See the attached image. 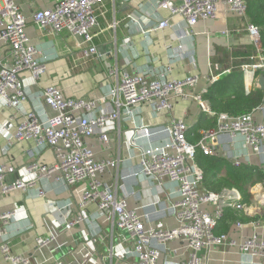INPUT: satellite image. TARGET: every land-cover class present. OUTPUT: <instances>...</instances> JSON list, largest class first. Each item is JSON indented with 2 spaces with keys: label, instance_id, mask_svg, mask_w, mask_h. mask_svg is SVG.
Segmentation results:
<instances>
[{
  "label": "built area",
  "instance_id": "built-area-1",
  "mask_svg": "<svg viewBox=\"0 0 264 264\" xmlns=\"http://www.w3.org/2000/svg\"><path fill=\"white\" fill-rule=\"evenodd\" d=\"M53 6L38 10L33 14V22L43 36L66 34L80 38L82 56L78 67H86L94 57H105L94 43L95 30L100 26V17L105 14L106 0H50ZM249 0H157L158 10L168 12L167 18L159 19L157 25L148 28L146 19L140 28L141 34L150 36L171 29V21L181 17L195 27L202 20L214 19L219 5L226 6L242 22L243 27L233 31L236 34L247 32L254 53L242 58L237 66L243 75L244 90L250 94L258 85L259 76L264 77V46L260 28L249 21ZM131 20H135L129 15ZM141 25V21L135 20ZM29 20L16 0H0V110L11 109L13 115L0 125L9 147L15 143L29 142L40 155L52 149L55 162L48 165L36 159L26 166L32 181L17 179L7 184L6 178L16 172L7 162H0V186L3 194L15 191L27 192L37 189L39 197L46 198L41 187L42 180H52L67 187L84 185L78 203V213L65 222V230L72 231L79 225H93L90 242L82 244L85 261L81 264H162L164 253L173 255L172 242H181V260L177 264H203L202 253L218 246H238L244 254L253 257L264 256V240L257 235L246 238L237 244L227 234L218 235L216 230L224 218L227 208L245 210L242 194L237 189H224L216 193L204 187V172L197 165V150L204 155L216 157L215 144L219 137L227 135L231 140L242 138L247 148L255 154H262L264 146V120L257 121L253 113L239 116L220 114L215 128L201 132V139L193 144L188 139L190 127L185 119H173L158 133H167L171 142L167 146L140 149L138 155L140 169L132 175L139 181L147 179L156 183L161 192L176 191L180 198L162 210L161 201L156 199L140 214L128 206L126 198H118L117 193L101 180L109 169L116 168L113 159L97 160L89 142L109 122L121 124L124 119H132L135 139L150 138L155 134L148 125H138L134 112L139 105L152 103L158 112L173 110L178 100H195L204 114L213 115L209 102L204 99L206 89L201 95H193L188 89L194 87L198 77L185 80H170L172 68L149 77L147 73H132L119 68H110L109 76L117 79L116 86L99 100L68 98L57 86L44 90V103L55 113L43 118L35 109L28 110L25 105L31 95L27 91L23 75L30 74L39 83L48 71L49 57L44 56L33 44L27 34ZM118 22L112 26L116 28ZM230 31L224 35L229 36ZM180 33L177 41L185 38ZM172 48V46H170ZM173 56L182 57V46ZM245 60V62H243ZM218 65L210 63L212 79ZM114 106L110 108V105ZM101 107H104L99 113ZM104 143H109L107 134L100 135ZM9 149H4L7 154ZM32 150L30 153H34ZM31 154V155H32ZM234 166L240 167L239 160ZM91 206H96L100 223H93L89 214ZM173 214L177 226L161 228L148 226L154 214L160 212ZM15 217L14 211L0 213V252L8 264H28V260L14 256L8 241V228ZM239 228L243 223L236 222ZM251 224H255L251 223ZM259 226V225H256ZM56 235L41 237L39 248L48 247L56 241ZM92 244V246L90 245ZM179 256V254H178ZM54 264H60L53 256Z\"/></svg>",
  "mask_w": 264,
  "mask_h": 264
},
{
  "label": "crops",
  "instance_id": "crops-1",
  "mask_svg": "<svg viewBox=\"0 0 264 264\" xmlns=\"http://www.w3.org/2000/svg\"><path fill=\"white\" fill-rule=\"evenodd\" d=\"M16 2L29 20L27 34L31 44L51 59L48 71L39 83L34 82L30 74L23 75L25 87L31 95L25 107L28 110L35 109L43 118L55 114L44 103L43 93L47 87H59L68 98L99 100L109 89L116 86L117 79L108 73L110 68L116 67L120 72L127 70L132 73H147L152 77L170 66L172 68L170 80L182 81L188 77H198L199 82L188 89V92L201 95L205 89L208 91L215 81L233 73L234 67L238 66L242 58L235 56L238 49L252 46L247 32L239 34L233 32L244 25L224 5L218 6L216 18L202 20L195 27H190L183 18L176 17L171 21V29L144 37L140 31L144 25L141 19H146L144 23L150 28L157 25L159 19L169 16L168 12L158 10L157 0H106L105 14L101 15L100 26L95 30L94 43L101 54L107 55L101 58L94 57L86 67L81 68L78 67L83 52L80 38L66 34L45 37L33 22V14L38 10L51 8L52 1L16 0ZM129 15L141 21V25L131 20ZM115 22H118V25L113 28ZM225 31H230V35H224ZM180 33L186 36L177 41ZM179 45L182 46V57H174L173 54L178 52ZM0 50L4 51L1 46ZM210 63L219 67L214 73V77H217L215 80L211 76ZM240 74L244 87L243 75L241 72ZM262 77L259 76L258 85L253 90L258 88L262 90L260 85ZM109 107L114 109L112 104ZM103 108L101 107L97 113ZM13 113L11 109L0 110V125L7 122ZM250 113H253L257 121H263L264 104ZM204 115L208 114H204L193 99L176 101L173 110L170 111L158 112L152 103L139 105L134 112V120L138 125H148L155 133L150 138L139 139H135L132 119H124L121 124L109 122L89 142L97 160L113 159L118 162L116 168L107 170L101 176V180L117 193L118 198H126L129 208L140 214L153 211L148 206L156 199L162 203L158 207L159 210L178 200L180 196L176 191L161 192L156 183L147 179L139 181L129 175L140 169L138 158L140 149L147 150L170 144L169 134L158 133L161 128L173 119H185L189 127H194ZM202 131L204 130L199 133ZM102 133L108 135L109 143L101 140ZM4 149H9L7 154L2 153ZM32 150L33 154L30 153ZM215 150L216 158L220 160L231 163L239 160L242 164L254 167L256 171L264 174V152L255 154L246 147L242 138L233 141L229 136L222 135L215 144ZM36 159L52 165L55 162V155L52 149H47L39 155L29 142L15 143L9 147L5 136L0 134V162H7L16 168V172L6 178L7 184L17 179L32 181L33 177L27 173L26 166ZM41 187L46 191L44 199L39 197L35 188L27 192L3 194L0 186V213L15 212V217L8 228L12 254L25 258L28 264H54L53 256L60 264H81L86 256L81 250L82 244L89 243V237L98 228L88 224L66 231L65 222L77 215L78 203L85 186L67 187L52 180H42ZM251 193L254 195L255 203L246 205L243 212L246 217L254 219L253 222L243 223L242 228L233 223L227 233L229 239L237 244L253 235L264 240V183L252 187ZM89 214L92 215L93 223H100L96 206L90 207ZM254 222L255 224H251ZM147 225L171 229L177 226V222L173 214L162 211L154 214ZM52 234L57 237L52 245L43 248L37 246L39 238ZM170 247L173 255L164 253L162 264H177L181 260V242H172ZM202 259L203 264H264V256L253 257L244 254L238 246L230 244L203 252ZM0 264H8L1 252Z\"/></svg>",
  "mask_w": 264,
  "mask_h": 264
},
{
  "label": "trees",
  "instance_id": "trees-1",
  "mask_svg": "<svg viewBox=\"0 0 264 264\" xmlns=\"http://www.w3.org/2000/svg\"><path fill=\"white\" fill-rule=\"evenodd\" d=\"M248 18L252 24L260 28L264 46V0H249ZM253 53L254 48L250 46L238 49L235 56L247 58ZM234 68L230 76L215 81L204 95V99L209 102L213 115H204L197 125L190 127L188 139L191 143L197 144L200 141L201 134L199 132L201 130L215 128L220 114L239 116L250 113L253 109L264 104V91L258 88L247 95L240 79V69ZM195 160L204 172V187L207 190L219 193L224 189H237L242 194L241 203L244 205L255 203L251 189L258 183H264L262 172L245 164L236 167L229 161L204 155L200 150H197ZM253 220L246 217L241 210L227 208L216 234H227L233 223H248L253 222Z\"/></svg>",
  "mask_w": 264,
  "mask_h": 264
},
{
  "label": "water",
  "instance_id": "water-1",
  "mask_svg": "<svg viewBox=\"0 0 264 264\" xmlns=\"http://www.w3.org/2000/svg\"><path fill=\"white\" fill-rule=\"evenodd\" d=\"M260 85H261L262 90H264V77L261 78Z\"/></svg>",
  "mask_w": 264,
  "mask_h": 264
}]
</instances>
